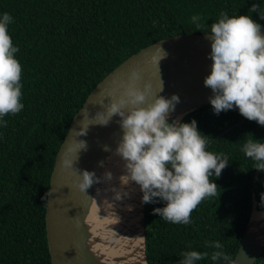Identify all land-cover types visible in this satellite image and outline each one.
<instances>
[{
  "label": "trees",
  "instance_id": "16d2710c",
  "mask_svg": "<svg viewBox=\"0 0 264 264\" xmlns=\"http://www.w3.org/2000/svg\"><path fill=\"white\" fill-rule=\"evenodd\" d=\"M253 4L264 10V0H0V16L14 21L8 32L19 48L24 104L3 117L6 126L0 123V264H52L46 229L51 175L74 116L96 86L155 42L209 33L221 12L251 15L264 26L249 12ZM193 15L203 27L191 22ZM193 119L208 136L206 150L223 153L229 163L219 178H210L218 194L193 210L190 224L154 214L165 206L162 200L145 204L148 264H179L181 253L191 250L209 253L197 264H224L210 259L216 250L206 247L210 241L220 242L234 261L254 208H264V172L242 151L247 139L264 143V126L238 109L216 115L210 103L181 122ZM256 264H264V251Z\"/></svg>",
  "mask_w": 264,
  "mask_h": 264
},
{
  "label": "clouds",
  "instance_id": "9594fccd",
  "mask_svg": "<svg viewBox=\"0 0 264 264\" xmlns=\"http://www.w3.org/2000/svg\"><path fill=\"white\" fill-rule=\"evenodd\" d=\"M249 12L258 13L264 19V10L259 4H253ZM200 20L199 15L191 17L197 28L203 27ZM13 22L8 13L0 16V123L4 126L7 122L3 117L15 115L24 108L21 102L22 66L15 55L19 48L13 45L8 32V26ZM261 27L251 15L229 16L221 12L206 34L211 42L209 58L213 63L204 85L214 93L209 97L214 114L238 109L247 120L264 126V34ZM165 56L163 52L160 60ZM134 79L139 77L134 74ZM162 91L161 80L159 92ZM152 94L150 85L143 89L129 87L119 99L112 98L104 106L106 111L96 113L94 119L101 126H107L113 116L121 118L119 123L123 136L114 154L123 161V174L119 176L120 186H112L108 190L114 194L113 201H122L130 195L125 189L134 183L143 193L142 203H155L157 199L166 202L164 207L155 208L154 214L173 224L187 225L191 223L193 210L205 198L218 194L219 187L210 178L221 176L229 158L223 153L214 154L206 150L208 136L198 130L195 119L190 123L170 122V113L180 103L178 95L165 98L156 94L148 102ZM145 104L146 107L142 106ZM82 135H86V131ZM249 135L252 137L251 134L246 136ZM77 143L81 147L75 149L76 157L79 150L87 149L85 141ZM108 150L105 147V151ZM242 151L255 161L253 169L264 172V143L247 139ZM64 164L74 167V160L66 159ZM113 179L110 170L101 177L94 171L79 170L75 185L80 192L87 194L94 184H111ZM99 191L97 189V193ZM261 199L264 201V194ZM206 247L216 249L210 257L213 262L234 264L220 242H207ZM208 257V252L184 251L179 264H197V261Z\"/></svg>",
  "mask_w": 264,
  "mask_h": 264
},
{
  "label": "water",
  "instance_id": "95a60500",
  "mask_svg": "<svg viewBox=\"0 0 264 264\" xmlns=\"http://www.w3.org/2000/svg\"><path fill=\"white\" fill-rule=\"evenodd\" d=\"M261 33L264 34V26L261 27ZM206 34L174 35L141 49L110 72L89 94L74 116L57 153L48 193L46 229L52 264L98 263L88 251L86 222L95 184L85 194L79 191L75 181L79 179V170L94 171L99 177L103 167L101 162L104 164L117 148L123 131L118 115L113 116L107 126H101L94 119L96 113L106 111L104 106L112 98L119 99L127 88L135 86L143 89L145 85H150L153 93L148 97V102L156 94L165 98H171L172 95L180 97V103L175 108L183 112L178 120L180 122L186 114L209 104V97L214 96V93L205 87L204 79L210 75L213 62L209 58L211 42ZM163 52L166 56L160 60ZM134 74L139 79H134ZM161 80L163 91L159 92ZM142 106L146 107L147 104ZM85 131L86 135H82ZM81 140L86 142L87 149L79 150L76 157L75 149L81 147L77 142ZM105 147L109 150L105 151ZM66 159L74 160V167H66ZM255 210L263 211L264 208H254L234 264H256L264 251V219L253 221ZM144 217L143 203L144 259L148 264Z\"/></svg>",
  "mask_w": 264,
  "mask_h": 264
},
{
  "label": "bare ground",
  "instance_id": "6f19581e",
  "mask_svg": "<svg viewBox=\"0 0 264 264\" xmlns=\"http://www.w3.org/2000/svg\"><path fill=\"white\" fill-rule=\"evenodd\" d=\"M183 112L176 109L169 118L179 120ZM107 158L99 177L106 170L112 171L114 179L109 183L95 184L89 216L87 218L88 251L97 264H147L144 259L143 193L136 184L125 190L130 193L122 201H113L112 186L119 187L123 174V161L114 154ZM99 189V193H97ZM264 210H255L253 221H262Z\"/></svg>",
  "mask_w": 264,
  "mask_h": 264
}]
</instances>
